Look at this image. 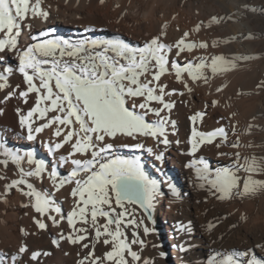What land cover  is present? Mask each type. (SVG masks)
Returning <instances> with one entry per match:
<instances>
[{"label": "bare ground", "instance_id": "6f19581e", "mask_svg": "<svg viewBox=\"0 0 264 264\" xmlns=\"http://www.w3.org/2000/svg\"><path fill=\"white\" fill-rule=\"evenodd\" d=\"M38 9L40 15H30V27L22 31L21 47L35 43L31 35L54 29L49 38L115 37L130 46H147L160 57L159 83L167 86L166 93L174 91L166 100L176 104L171 118L177 121V134L170 136V147L158 149L165 153L161 162L129 149H121L120 154L141 155L150 177L175 184L182 195L174 198L164 188L167 194L157 200L153 221H146L156 231L145 238L148 246L143 255L154 258L155 264H206L214 251L250 253L260 245L257 255L264 254V0H39ZM10 83L26 87L19 74ZM33 103L34 94L28 105L13 98L0 115V135L10 146L34 147L37 158L50 163L39 143L18 138L22 130L14 109L26 111ZM190 116L197 117L202 141L195 158L210 162L213 183L204 190L195 186L194 172L186 167L192 159L187 155ZM53 132L54 128L46 129L38 141L55 140ZM147 144L155 146L151 139ZM67 150L66 146L62 151ZM23 167L31 166L24 162ZM17 171L11 163L7 168L0 165V175L7 177L0 179V193L18 178ZM32 182L37 190L52 191L46 177ZM71 187L55 195L65 213L74 199ZM14 191L6 195L7 204L0 202V252L15 253L26 243L30 250L51 252L42 264H77V254L84 256L88 250L67 242L53 247L57 230L38 232L33 223L38 214L21 206L28 198L19 190L11 198ZM178 222L191 225L190 235L176 231ZM22 229L31 234H22ZM61 230L69 231L66 220ZM162 242L166 257L159 255ZM182 244L190 250H178ZM104 250L99 248L98 254Z\"/></svg>", "mask_w": 264, "mask_h": 264}, {"label": "snow or ice", "instance_id": "6c2138e0", "mask_svg": "<svg viewBox=\"0 0 264 264\" xmlns=\"http://www.w3.org/2000/svg\"><path fill=\"white\" fill-rule=\"evenodd\" d=\"M38 3L0 0V92L4 93L0 115L13 98L28 105L34 94V103L26 111L19 106L14 109L22 130L18 138L39 143L51 161L37 158L34 147L8 145L0 135V165L7 168L11 163L18 169V178L5 184L0 202L7 204L6 195L19 190L28 198L21 206L38 214L33 216L38 232L50 227L57 230L51 239L53 247L67 242L88 250L84 256L77 254V264H155L154 258L143 255L148 246L145 238L156 231L146 221H153L162 195L179 198L182 193L175 184L150 177L141 155L128 157L120 152L129 149L161 162L165 153L158 149L170 147V136L177 134V121L171 118L176 104L166 100L174 91L166 93L167 86L159 83L163 75L160 57L147 46H130L115 37L49 38L54 29L31 35L35 43L21 47L19 38L30 27L29 16L40 15ZM15 74L22 77L25 88L11 85ZM189 120L193 126L187 155L192 159L186 167L194 172L195 186L204 190L213 183L210 162L195 158L202 141L195 126L197 117ZM49 128H54L56 139L38 141L39 134ZM149 139L155 146L147 144ZM66 146L68 150L62 151ZM24 162L31 166L28 170ZM69 165V171L62 172ZM45 177L51 192L37 190L32 182ZM0 179L7 177L0 175ZM69 185L74 199L65 213L55 195ZM65 220L67 233L61 230ZM190 227L178 222L176 231L190 235ZM21 232L31 234L25 229ZM101 247L105 250L98 254ZM259 247L250 253L214 251L206 264H264V254L257 255ZM177 248L190 250L183 244ZM50 255V251L30 250L22 243L15 253L0 252V264H42ZM159 255L167 254L161 251Z\"/></svg>", "mask_w": 264, "mask_h": 264}, {"label": "rangeland", "instance_id": "374dc122", "mask_svg": "<svg viewBox=\"0 0 264 264\" xmlns=\"http://www.w3.org/2000/svg\"><path fill=\"white\" fill-rule=\"evenodd\" d=\"M257 83H258V81L256 82V84H257ZM17 192H18V190H15V191L11 194V198H15V197H16L15 195H17ZM231 194H232V192L229 193V194L227 195V198H228L229 201H231V198H230ZM257 199H258V197H257ZM257 203H258V202H257ZM160 238H161V237H160ZM162 245H163L162 251L165 252V247H164L163 242H162ZM165 253L167 254V252H165Z\"/></svg>", "mask_w": 264, "mask_h": 264}]
</instances>
